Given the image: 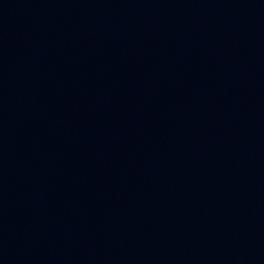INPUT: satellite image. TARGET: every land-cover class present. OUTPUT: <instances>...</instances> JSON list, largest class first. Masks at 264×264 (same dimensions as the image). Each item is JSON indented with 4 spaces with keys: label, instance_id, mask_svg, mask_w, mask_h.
Listing matches in <instances>:
<instances>
[{
    "label": "water",
    "instance_id": "95a60500",
    "mask_svg": "<svg viewBox=\"0 0 264 264\" xmlns=\"http://www.w3.org/2000/svg\"><path fill=\"white\" fill-rule=\"evenodd\" d=\"M0 264H264V0H0Z\"/></svg>",
    "mask_w": 264,
    "mask_h": 264
}]
</instances>
